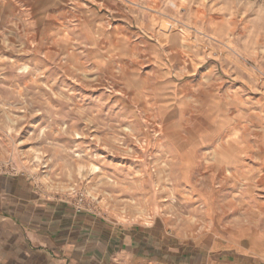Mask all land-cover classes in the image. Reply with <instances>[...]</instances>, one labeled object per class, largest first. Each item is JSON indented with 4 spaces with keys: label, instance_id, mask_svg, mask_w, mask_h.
Returning a JSON list of instances; mask_svg holds the SVG:
<instances>
[{
    "label": "rangeland",
    "instance_id": "1",
    "mask_svg": "<svg viewBox=\"0 0 264 264\" xmlns=\"http://www.w3.org/2000/svg\"><path fill=\"white\" fill-rule=\"evenodd\" d=\"M0 172L126 264H264V0H0Z\"/></svg>",
    "mask_w": 264,
    "mask_h": 264
},
{
    "label": "crops",
    "instance_id": "2",
    "mask_svg": "<svg viewBox=\"0 0 264 264\" xmlns=\"http://www.w3.org/2000/svg\"><path fill=\"white\" fill-rule=\"evenodd\" d=\"M90 222L0 172V264H126L133 247H116L113 232ZM258 241L256 252L264 257Z\"/></svg>",
    "mask_w": 264,
    "mask_h": 264
},
{
    "label": "built area",
    "instance_id": "3",
    "mask_svg": "<svg viewBox=\"0 0 264 264\" xmlns=\"http://www.w3.org/2000/svg\"><path fill=\"white\" fill-rule=\"evenodd\" d=\"M80 210H81V209H79L78 212H81Z\"/></svg>",
    "mask_w": 264,
    "mask_h": 264
},
{
    "label": "bare ground",
    "instance_id": "4",
    "mask_svg": "<svg viewBox=\"0 0 264 264\" xmlns=\"http://www.w3.org/2000/svg\"><path fill=\"white\" fill-rule=\"evenodd\" d=\"M94 170V169H93Z\"/></svg>",
    "mask_w": 264,
    "mask_h": 264
}]
</instances>
